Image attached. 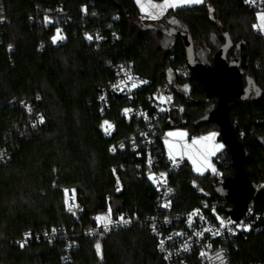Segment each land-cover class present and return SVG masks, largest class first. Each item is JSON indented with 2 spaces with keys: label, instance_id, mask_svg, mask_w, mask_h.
I'll list each match as a JSON object with an SVG mask.
<instances>
[{
  "label": "trees",
  "instance_id": "trees-1",
  "mask_svg": "<svg viewBox=\"0 0 264 264\" xmlns=\"http://www.w3.org/2000/svg\"><path fill=\"white\" fill-rule=\"evenodd\" d=\"M206 1L215 19L207 3L159 14V9L142 10L141 4L164 0H0V19L6 21L0 26V147L10 150L9 160L0 164L2 264H165L145 226L106 233L100 258L97 239L77 234L80 226L64 212L63 189H77L85 208L82 228L94 225L95 215L108 206L115 214L129 211L142 220L155 212L157 193L149 182L137 179L135 155L128 146L143 123L121 114L138 105L137 100L109 95L108 108L99 102L102 90L116 78L114 66L131 67L150 82L136 93L144 106L145 96L163 83L175 91L181 112L156 123L159 135L177 128L190 130L191 136L220 132L217 124L201 121L218 100L207 99L191 73L186 78L176 74L178 66L187 65L183 39H174L167 51L155 44L172 28L191 37L195 60L206 65L214 63L226 34L231 40L227 61L238 60L244 85L250 77L258 94L233 100L229 119L248 153L244 167L250 181L264 182V34L254 27L257 12L241 0ZM57 30L63 39L53 42ZM103 118L115 124L110 138L104 136ZM121 141L126 150L111 155L110 146ZM158 147L164 155L162 140ZM218 155L225 179L234 176L228 150ZM122 163L128 167L119 171L123 187L116 194L111 169ZM209 173L200 160H188L170 173L176 189L171 214L200 204L203 197L191 187L194 179L223 201L221 184ZM223 202L225 210L233 207L231 201ZM256 207L264 211L262 204ZM54 229L67 231V240L24 247L11 243L27 231ZM227 246L232 264L264 263V221L261 230L242 231Z\"/></svg>",
  "mask_w": 264,
  "mask_h": 264
},
{
  "label": "built area",
  "instance_id": "built-area-1",
  "mask_svg": "<svg viewBox=\"0 0 264 264\" xmlns=\"http://www.w3.org/2000/svg\"><path fill=\"white\" fill-rule=\"evenodd\" d=\"M241 1L249 10L257 12V18L259 13H264V0ZM5 22V19H0V26H3ZM261 32L263 31L261 30ZM113 70L116 78L102 90L99 102L101 106L108 108L109 95H122L128 97L131 101L137 100L138 105L126 107L121 114L127 121H142L143 123L136 135H131L128 139V146L130 147V152L135 155L137 179L149 182L157 193L155 212L142 220L129 211L115 214L111 207L108 206L106 211L95 215L94 225L82 228L81 220L85 214V208L78 200L76 187H67L63 189L64 212L80 226L76 233L82 234L89 239L95 237L101 246V240L108 232L126 230L135 226H145L155 240L157 251L165 264H232L227 245L232 243L240 232L245 231L243 227H237V225H246L248 226L247 230L251 228H255L258 231L261 230L262 222L264 221V211L258 210L256 207L257 202L251 201L242 219L235 222L229 216L228 209H224L225 203L218 198H213L212 194L203 189L199 182L194 179L191 181V187L203 197L200 204L188 212L176 215L171 214L176 189L170 184L169 175L171 172L180 170L188 159L182 156L181 158L175 157V161H173V159H170L169 151L166 148L164 155L160 153L158 140L164 142L166 137L159 135L156 123L164 118L169 120V116L173 113L180 114L181 106L177 103L176 93L169 83H163L145 96L148 106H144L138 101L136 93L145 89L150 82L134 73L131 67L118 65L114 66ZM176 74L180 78H186L190 75V70L186 64L180 65L176 69ZM129 75L133 78L132 80L128 79ZM133 84L137 86L133 87ZM116 85L119 86L116 87ZM126 109L131 111L125 114ZM105 121L113 125L111 134H106L104 131ZM102 130L104 136L110 138L115 133V124L108 118H103ZM205 136L206 134L194 135L186 140H177V142L184 153L190 146L194 145V140H201ZM126 148L127 144L125 141H121L116 145H111L109 152L111 155H116L118 151H124ZM113 149L115 150L113 151ZM199 154L205 159L206 156L201 152ZM218 156V154L207 156L206 161L211 164L212 169H209L210 176L217 179L219 184H222L225 181V170L222 168V161ZM9 158L10 150L0 147V164L7 162ZM127 167V163H122L111 169L116 184V194H120L123 187L119 171L126 170ZM161 174L164 175L161 176ZM150 177H154L156 182ZM163 181H166V183ZM253 185L256 192L264 189V182L253 183ZM66 190L68 193L67 197L65 195ZM107 202H110V198H107ZM166 204L170 206L165 207L164 205ZM69 206H72L71 211ZM193 213L196 214L191 215ZM109 214L111 223L107 226L108 230H105L104 224L98 222L97 217H105ZM121 218H123V221L128 222L124 223ZM221 220L225 222L223 228L220 226ZM229 221L233 223H229ZM206 229L209 231H206ZM54 230H44L37 233L27 231L12 239L11 243L20 247L23 244L24 247L34 242L52 243L59 240H67L69 235L67 231ZM217 232L219 234L214 235ZM197 233H202V235H197ZM68 247L69 245H67L66 249ZM185 247H187V250H185ZM201 253H204V255H201ZM218 254H222V261ZM98 255L101 258V251ZM0 264H2L1 254Z\"/></svg>",
  "mask_w": 264,
  "mask_h": 264
},
{
  "label": "water",
  "instance_id": "water-1",
  "mask_svg": "<svg viewBox=\"0 0 264 264\" xmlns=\"http://www.w3.org/2000/svg\"><path fill=\"white\" fill-rule=\"evenodd\" d=\"M174 39L181 38L187 50V67L195 80L200 82L207 94V99L216 98L217 106L213 108L201 121L213 122L220 128V137L229 152L231 163L236 179V189L234 197L228 198L222 195L221 189L218 193L223 201H231L233 207L228 209L231 219L238 222L245 215L248 205L255 201L264 206V189L256 192L253 183L250 181L244 167V161L248 153L239 141L234 126L229 119L230 103L235 100H246L253 92L258 94L254 81L246 78L244 85L243 72L239 69L238 60L227 61V53L232 46V42L226 34L225 45L216 53L214 63L206 65L195 60L193 43L191 37L176 29L165 31Z\"/></svg>",
  "mask_w": 264,
  "mask_h": 264
},
{
  "label": "snow or ice",
  "instance_id": "snow-or-ice-1",
  "mask_svg": "<svg viewBox=\"0 0 264 264\" xmlns=\"http://www.w3.org/2000/svg\"><path fill=\"white\" fill-rule=\"evenodd\" d=\"M140 2V0H138V3ZM202 0H164V3L163 4H149L147 6H145L144 4H141V8L142 10H147V8H153V9H159V14H162L163 11L167 8H174V7H178V6H183V5H188V4H198V3H201ZM151 14V13H150ZM258 21H260V23L258 25H255L254 27H257L261 30H264V13H259L258 14ZM175 22V21H173ZM89 39H91V37H88ZM58 39H63V36L60 34V31L57 30V35L55 37H53V42H56V40ZM129 80H132L133 78L129 75L128 77ZM119 85H116V87H118ZM137 85L136 84H133V87H136ZM170 99V98H169ZM131 110L129 109H126L125 110V114H127V112H129ZM41 122H43V118L41 117ZM104 131L106 134H111V130L113 128V125H111L108 121H105L104 122ZM168 136L170 137H180V138H183L186 133H183V132H169L167 134ZM215 133H210L208 136L206 137H202L201 140L203 141H211L215 138ZM201 140H194L193 141V144H198L201 142ZM166 143H169L168 141H166ZM174 145L170 144L169 143V157L170 159H173V161H175V156L173 155V149ZM220 147H222V145H217L216 146V149L218 150ZM115 149H113L114 151ZM191 159V157H190ZM205 160H206V157H205ZM193 163L195 164L196 161L193 160ZM196 171L197 172H200L201 171V168L200 167H197L196 168ZM214 171V169H213ZM164 174H161V176H163ZM151 179L154 180V182H156L155 178L154 177H150ZM166 183V181H163ZM169 191H171L169 189ZM65 195L67 197L68 193H67V190L65 192ZM73 199H74V193H73ZM67 199H66V203H67ZM165 207H169L170 205L166 204L164 205ZM71 207L72 206H69V210L71 211ZM110 212V210H109ZM196 213H193L191 215H195ZM190 219H191V216H190ZM97 220L98 222H101L104 224V228L105 230H108V224L111 223V219H110V214L108 216H105V217H97ZM121 220L123 221V218H121ZM124 223H127L128 221H123ZM229 223H233L232 221H229ZM220 226L223 228L225 226V222L223 220L220 221ZM237 227H243L245 230H247L248 226L246 225H237ZM55 231V230H53ZM206 231H209L208 229H206ZM215 234H219V232L217 233H214ZM197 235H202V233H197ZM163 243V242H162ZM21 247H23V244H21ZM97 247V251L99 252V249H100V245L97 244L96 245ZM185 250H187V247H185ZM201 255H204V253H201ZM221 258V261H222V254H218Z\"/></svg>",
  "mask_w": 264,
  "mask_h": 264
},
{
  "label": "rangeland",
  "instance_id": "rangeland-1",
  "mask_svg": "<svg viewBox=\"0 0 264 264\" xmlns=\"http://www.w3.org/2000/svg\"><path fill=\"white\" fill-rule=\"evenodd\" d=\"M164 3V2H163ZM162 3V4H163ZM202 3H207V1L206 0H202V2L201 3H198V4H202ZM191 5H194V4H188V5H183V6H178V7H174V8H167V9H165V11H168V10H170V9H173V10H175V9H179V8H186V7H189V6H191ZM207 7H208V11H209V15H210V17L212 18V19H215L214 18V8L209 4V3H207ZM143 20H145V19H143ZM157 23V22H156ZM257 24H259V21H258V18H257ZM159 25V24H158ZM161 29H166L164 26H161ZM260 29L258 28V31H259ZM263 31V33H264V30H262ZM173 41H174V37L173 36H170V35H168L167 33H165V38L164 39H155V44L157 45V46H160L164 51H167L170 47H171V45H172V43H173ZM183 131H184V133H186V135L184 136L185 138L184 139H189V137L192 135V132H190V130H188V129H185V128H183L182 129ZM210 133H215V134H217V136H218V134L220 133V132H218L217 130H215V129H213L211 132H209L208 134H210ZM166 140H170L171 141V139L170 138H166ZM202 151V152H201ZM212 151H213V154L214 153H216L217 151H219V149L217 150L216 149V147L215 146H213L212 147ZM199 152H201L203 155H206L207 156V154L208 155H210L211 154V150H209L208 152H207V149L205 150V148H204V142L203 141H201L200 143H198V144H194L192 147H190V150L188 151V153H186V155H187V158H188V160H190V161H192L193 162V160H195L196 162L198 161V160H203V157H201V155L199 154ZM190 157H191V159H190ZM219 158H220V156H218ZM221 160V159H220ZM208 166H209V169H212L211 168V164L208 162ZM237 182H236V179L234 178V177H232V178H228V179H225V181L221 184V186H220V189H221V193H222V195L223 196H225V197H228V198H232V197H234V191H235V189H236V184ZM248 229V228H247ZM97 244H99L98 242H97ZM96 244V245H97ZM100 245V244H99ZM97 248V247H96ZM100 251H101V246H100V249H99V252L98 253H100Z\"/></svg>",
  "mask_w": 264,
  "mask_h": 264
},
{
  "label": "crops",
  "instance_id": "crops-1",
  "mask_svg": "<svg viewBox=\"0 0 264 264\" xmlns=\"http://www.w3.org/2000/svg\"><path fill=\"white\" fill-rule=\"evenodd\" d=\"M182 129L183 128H177V129H173V130H171L169 132H183L184 133V131ZM169 132L166 133L165 137L166 138L167 137L170 138L171 141L170 140H166V138H165V140H164V146H165V148L169 151L170 150L169 149V143H170V144L174 145L172 151H173V155L175 157H177V158H181L182 156L187 157L186 153H188V151L190 150V147H192V146H190L188 148V150L183 153L181 151V149H180V145L177 142V140H186V139H184L185 137H183V138H180V137H170V136L167 135ZM208 135L209 134H206V136H208ZM166 141H168L169 143H166ZM201 141H203V140H201ZM203 142H204V148H205V150L207 149V152L209 150H211V154L210 155L207 154V156H214L216 154H219V152H221L222 150H224V149L226 150V146L224 145V143L221 140L220 133L218 134V136L216 134L215 135V138L213 140H211V141H203ZM217 145H222V147L219 148V151H217L216 153L213 154L212 147L213 146L216 147ZM204 156H206V155H204ZM200 162H202L204 165H206V167H208V169H209L208 162L205 159L200 160Z\"/></svg>",
  "mask_w": 264,
  "mask_h": 264
}]
</instances>
